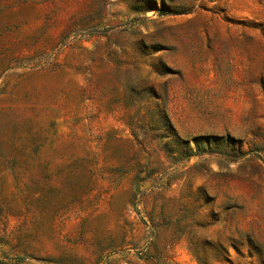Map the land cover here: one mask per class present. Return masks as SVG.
<instances>
[{
	"label": "rangeland",
	"instance_id": "1",
	"mask_svg": "<svg viewBox=\"0 0 264 264\" xmlns=\"http://www.w3.org/2000/svg\"><path fill=\"white\" fill-rule=\"evenodd\" d=\"M0 264H264V0H0Z\"/></svg>",
	"mask_w": 264,
	"mask_h": 264
},
{
	"label": "trees",
	"instance_id": "2",
	"mask_svg": "<svg viewBox=\"0 0 264 264\" xmlns=\"http://www.w3.org/2000/svg\"><path fill=\"white\" fill-rule=\"evenodd\" d=\"M162 13H163V14H169V12H167V11H162Z\"/></svg>",
	"mask_w": 264,
	"mask_h": 264
}]
</instances>
